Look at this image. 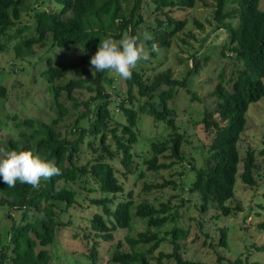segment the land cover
Returning a JSON list of instances; mask_svg holds the SVG:
<instances>
[{"label": "trees", "instance_id": "16d2710c", "mask_svg": "<svg viewBox=\"0 0 264 264\" xmlns=\"http://www.w3.org/2000/svg\"><path fill=\"white\" fill-rule=\"evenodd\" d=\"M40 5L46 0H35ZM55 8L46 9L42 6L28 8L25 0H0V53L7 49L11 40L12 51L17 59L32 53V45L36 42L43 45L48 39L52 46L68 48L79 45L84 51L81 60H85L86 52L97 49V43L102 37L111 34L118 38L124 32L136 36L135 29L141 21L139 8L142 0H52ZM153 4L156 13L164 14V21L155 17V27H151L152 40H143L149 57L154 56L153 44L156 48L168 46L171 37L184 26V20L175 19L168 15L174 9H190L197 2L204 6L210 5L213 11L215 27L222 28L226 33V41L221 47L230 52L238 66L235 76L226 85L217 82L210 94L213 96L211 107H204L202 117L198 121L208 141L206 145L207 158L204 164L194 168V179L188 191L199 201L200 211L211 208L220 215L230 214L225 202L232 198L237 177L243 184L254 185L253 172L256 168L253 151L246 149L243 159H240L237 141L245 129L248 106L264 96V11L260 8V0H148ZM126 6V7H124ZM30 12L34 22L33 38L22 35L23 28L16 27L20 23L21 12ZM165 25L164 27H162ZM171 28L166 29L165 27ZM15 30L21 41L9 39V32ZM6 44L3 45L5 42ZM14 41V42H13ZM4 42V43H3ZM190 55L192 65L186 66L185 76L181 79L171 76V70L165 69L156 73L152 79L142 78L136 70H132L131 79L125 81L126 97H118L116 105L121 110L125 123L112 119L108 105L111 101V91L114 80L104 72H95L92 76L84 77L85 70L79 69L78 63L66 64L59 62L53 65L51 58L45 59V82L52 92L53 103L48 105L56 109V116L49 122L37 120L36 124L28 118L21 125L30 127L29 134L21 131L22 140H8L9 149L30 150L34 154L53 161L61 174L48 180H41L40 187L33 189L28 184L17 181L15 187H8L0 178V204H6L7 217L11 225L6 235L5 244L0 240V264H48L50 255L46 248L53 244L55 236L62 227L69 226V220L61 221V213L75 202V191L72 182L88 175L92 178L102 194L100 198L90 201L102 209L104 214L94 213L89 220L94 237L102 240L110 239L111 232L116 228H127L131 219L129 212L131 201L118 200L113 208L108 206L117 193L122 192V183L116 176V170L109 160L117 157L124 171L129 173L132 166V155L129 151L136 141L134 126L138 113H146L155 121H162L171 129L167 142L150 144L151 156L144 159L147 169L154 172L168 168L174 162L182 160L181 144L183 135L178 131L180 125L174 121V112L168 106V101L174 96L177 88H188L192 76L199 68V57ZM149 59V60H150ZM69 68H68V67ZM67 68L71 72L65 78ZM65 79L64 83H58ZM74 89H82L89 93L86 98L78 99L73 95ZM5 89L0 87V95ZM143 98L142 102L133 108V99ZM62 98V101L60 100ZM191 99H194L191 98ZM63 101L69 104L67 107ZM129 103V106L126 103ZM69 108L76 109L73 121L68 125L64 134L56 129L57 122L68 112ZM113 124V125H112ZM34 127V128H33ZM70 135V138L67 136ZM84 138L88 139L84 142ZM110 138L113 146L107 141ZM85 144L92 152V159L83 165H77V154L80 145ZM167 151V154H163ZM170 159L169 162L160 161ZM241 161V172L238 166ZM174 181L154 184L162 187ZM150 185L143 187L148 190ZM264 197V194H263ZM239 207H235V210ZM20 212L18 222H14L10 212ZM167 205L160 204L154 208L146 202L136 205L133 215L146 219L147 227H160L172 216L166 214ZM256 228L264 232V220L256 224ZM226 227L220 229L218 243L225 246ZM170 235L171 251H158L156 256L151 254L161 238L155 232L147 229L138 232L135 237H126L129 250L114 251L110 260L118 264H148L151 258L158 262L162 258H172L176 264H206L204 262L186 259L180 254L178 240L184 238L186 231L178 226H172L167 231ZM148 245L137 250L136 245ZM97 241H92L86 251L92 262L98 259ZM117 247L120 246L118 242ZM254 250L264 253V244L254 245ZM222 257L217 255L216 264L221 263ZM225 264H249L241 256L227 259Z\"/></svg>", "mask_w": 264, "mask_h": 264}, {"label": "rangeland", "instance_id": "374dc122", "mask_svg": "<svg viewBox=\"0 0 264 264\" xmlns=\"http://www.w3.org/2000/svg\"><path fill=\"white\" fill-rule=\"evenodd\" d=\"M209 1V0H207ZM28 8L37 7L40 4L35 0H25ZM233 5V0H228ZM46 9L55 8L52 0H46L40 5ZM260 8L264 11V0L259 2ZM126 7V6H124ZM210 5H203L196 2L193 7L186 10L174 9L168 15L175 19L184 20L183 28L171 37L169 45L157 48L150 60L140 61L133 70L138 71L142 78L148 79L165 69L171 70V76L181 79L185 76L186 66L192 65L190 55L195 53L199 57V68L189 81L188 88H177L174 96L168 101V106L173 109L174 121L180 125L178 131L183 135L181 144L182 160L174 162L168 168L159 169L154 172L146 168L144 159L151 156L150 144L155 142H167L171 135V129L162 121H155L146 113H138L134 126L136 141L130 146L132 155V166L129 173L122 174L124 169L119 163L118 155L109 160L116 170V176L122 183V192L117 193L112 202L108 204L113 208L118 200H130L131 219L127 228H116L111 232L110 239L102 240L94 237L90 229L89 220L94 213L102 215L100 206L90 200L100 198L96 182L88 175L72 182L75 202L66 212L61 213L59 219L69 226L62 227L55 236L53 244L47 249L50 260L48 264H118L110 260L112 252L129 250L126 237H135L138 232L149 229L155 232L161 241L158 247L148 255L156 256L158 251L170 252V235L166 233L172 226H178L186 231L184 238L178 240L180 244V255L186 259L216 264L217 255L222 257L221 263L225 264L227 259L241 256L249 264H264V253L254 250V245L264 244V232L256 228L259 221L264 220V96L255 103L248 106L246 112L245 129L237 141L238 153L242 160L246 149L253 151L254 163V185L243 184L237 177L233 196L225 204L230 209L227 216L216 213L209 208L200 211L196 196L188 191L190 183L194 179V168L204 164L207 158L206 143L207 137L202 131L199 120L202 117L203 108L211 107L213 96L210 94L217 82L223 85L235 76L237 62L230 57V52L224 50L225 55L220 54L221 47L226 41V33L222 28L215 27L212 18L213 11ZM30 12H21L20 23L16 27H24L22 35L33 38L34 22L29 16ZM141 21L138 22L135 34L139 43L144 40V33L151 34V27H155V17L164 21L165 15L156 13L153 4L148 0H142L139 8ZM163 25L162 27H164ZM165 27L166 29L171 28ZM126 32L122 33L120 39ZM102 37L101 39H103ZM9 39L15 42L21 41V37L15 30L9 32ZM13 41V42H14ZM5 42V41H4ZM3 42V43H4ZM12 41L9 40L3 45L7 49L0 53V87L5 89V94L0 95V148L9 149L8 140L18 141L19 132L29 134L30 127L21 125L25 118L31 119L35 124L37 120L49 122L56 116V109L50 108L53 102L52 92L45 82L43 71L45 70V59L50 57L53 65L59 62L66 64L78 63L79 69L85 70L84 77L92 76L90 58L95 51L90 48L85 54V60H81L84 51L81 46L74 45L68 48L52 46L48 39L43 45L38 42L32 45V53L21 59L14 57ZM99 42L97 43L98 46ZM68 67V66H67ZM69 68V67H68ZM67 68L65 78L72 74ZM106 75L114 80V88L111 91V101L108 109L112 119L118 123H125L121 110L116 105L118 97H126L125 81L117 74L106 72ZM60 79L58 83H64ZM264 83V79H263ZM89 93L82 89H74L73 95L78 99L86 98ZM194 99H191L193 98ZM62 101V98L60 97ZM143 98L133 99V108L141 103ZM63 103L69 107L65 101ZM129 106V103H126ZM76 109L69 108L68 112L57 122L56 129L64 134L68 125L73 121ZM113 125V124H112ZM34 128V127H33ZM70 138V135H67ZM88 139L84 138V142ZM112 146L113 141L107 140ZM164 151L163 154H167ZM92 152L85 144L80 145L77 154V165H83L92 159ZM160 161L166 163L170 159ZM241 161L238 166L241 172ZM174 181L176 186L171 184L162 187H155L165 181ZM150 185L146 190L143 186ZM140 202H146L154 208L160 204L168 207L166 214L172 216L160 227H147L146 219L133 215L135 207ZM235 207L239 209L235 210ZM8 208L6 204H0V240L6 242V235L11 225V219L7 217ZM14 222H18L20 212H10ZM106 218V217H105ZM226 227L225 246L218 243L220 229ZM97 241L98 259L94 262L88 257L86 248ZM120 246L117 247V243ZM148 245H136L137 250L144 251ZM148 264H176L172 258H162L159 262L151 258Z\"/></svg>", "mask_w": 264, "mask_h": 264}, {"label": "clouds", "instance_id": "9594fccd", "mask_svg": "<svg viewBox=\"0 0 264 264\" xmlns=\"http://www.w3.org/2000/svg\"><path fill=\"white\" fill-rule=\"evenodd\" d=\"M144 40H152L151 34L145 32ZM152 50H157L155 44ZM149 59V52L144 44L139 43L138 37L124 34L117 40L108 34L99 40L95 54L90 58V70H107L127 80L131 79L132 70L140 61ZM60 174V169L53 161L46 160L30 150L0 148V178L8 187H15L19 181L38 189L41 180H48Z\"/></svg>", "mask_w": 264, "mask_h": 264}]
</instances>
